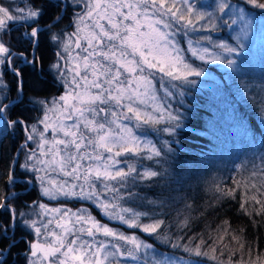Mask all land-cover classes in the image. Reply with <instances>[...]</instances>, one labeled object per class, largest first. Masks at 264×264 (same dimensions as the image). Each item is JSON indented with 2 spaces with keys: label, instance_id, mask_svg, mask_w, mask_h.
Here are the masks:
<instances>
[{
  "label": "snow or ice",
  "instance_id": "6c2138e0",
  "mask_svg": "<svg viewBox=\"0 0 264 264\" xmlns=\"http://www.w3.org/2000/svg\"><path fill=\"white\" fill-rule=\"evenodd\" d=\"M208 7L212 11L205 10ZM69 10L70 23L60 28ZM256 10L264 14V0H215L213 5L201 6L196 0H48L47 5L31 4L27 9L0 3V65L17 78L14 100L0 78V143L7 135H15L17 127L25 133L17 149V154L25 150V161L19 164L24 170V191L38 184L40 195L53 200L63 196L92 201L109 219L138 228L171 249L167 254L159 253L153 243L101 224L83 208L76 212L52 209L33 200L31 214H17L8 201L20 194L10 192L0 196V209L10 214L8 222H0V264H7V257L13 255L17 228L25 232L26 264H141L142 258L143 264L216 261L219 248L215 242L209 246L211 237H197V243L192 237L170 235L165 231V220L156 214L150 217L152 223L142 224L141 218L148 213L136 208L144 206L146 197L137 189L146 182L159 187L158 199L149 200L150 205L164 208L183 203L189 214L181 219L178 212L175 227L178 232L190 229L193 204L187 203L186 185L193 169L179 159L174 146L180 144L176 137L186 115L179 108L172 109L167 98L177 92L183 97V87L195 85V78L206 74L202 65L188 61L185 52L201 61H219L240 73L232 54L243 50ZM45 16L48 23L42 25ZM13 22L24 26L18 39L26 41L33 53L41 35L58 47L57 60L50 68L58 74L56 79L62 83L64 94L51 100L29 97L31 110L40 112L32 124L22 117L10 118L16 104L26 106L23 73L14 57L19 56L33 71L42 70V64L36 55L29 59L25 53L12 52ZM68 27L73 31H66ZM222 27L234 30L236 44L213 42L218 52L199 47L201 41L212 42L210 35L190 38L197 30L219 31ZM41 84L38 76L33 92L43 91ZM161 136L166 138L161 140ZM29 142L35 146L30 147ZM256 159L260 166L253 163L239 208L250 217L264 215V200L260 198L264 197V153ZM17 163L18 155L9 165L8 187L16 184ZM239 187H217V202L235 199ZM250 192L254 194L249 196ZM229 231L224 228L225 234ZM29 233L35 238L28 240ZM223 240L221 235L219 241ZM181 251L183 254H178Z\"/></svg>",
  "mask_w": 264,
  "mask_h": 264
},
{
  "label": "trees",
  "instance_id": "16d2710c",
  "mask_svg": "<svg viewBox=\"0 0 264 264\" xmlns=\"http://www.w3.org/2000/svg\"><path fill=\"white\" fill-rule=\"evenodd\" d=\"M30 5L35 4L39 7L41 4L47 5L48 0H26ZM71 10L60 22L59 27L64 28L70 23ZM40 23L45 25L48 23V17L41 19ZM36 26V25H33ZM19 28H24L21 24ZM70 29L68 27L66 30ZM43 31V29H42ZM56 31V29H53ZM21 30L12 29L10 32L11 49L13 53H25L29 59L33 55L40 57L42 70L39 72L33 71L32 66L22 62L19 56L14 57V63L23 73L24 81V100L25 105L16 104L11 110V119L22 117L28 124L37 117L38 111H32L33 105L29 108L28 98L45 99L55 97L60 94V86L51 75L49 66L54 60V45L53 42L45 35H41L39 47L35 53L26 41L19 40ZM9 35H4L5 41L9 40ZM258 62H264V55L257 58ZM250 66V64H248ZM206 68L220 76L223 84L218 91L208 89H199L193 91L192 85L183 87L185 95L181 97L179 93L174 97L172 105L175 109L179 108L185 112L186 119L184 127L179 130L176 137L180 141L179 145H174L178 148L179 159L182 160L188 168L193 169L191 179L187 181V193L190 197L187 203L193 204V210L190 215L192 220L189 230L177 231L175 224L177 222V213L180 212V218L183 215H188L189 212L184 209L183 203H178L170 207L160 208L148 204L149 200L158 199L157 193L159 187L144 183L137 189L146 199L143 201V207H137L140 212H147L151 217L157 215L158 219L165 220V231L170 235H179L181 237H192L195 242H199L197 237L208 239L211 247L215 242L219 248L217 256L227 262H242L245 264H262L264 263V215L252 216L242 213L240 208L241 197L245 194V184L248 182L250 173L253 171V163L260 166V161L256 159L261 153H264V148L257 156L254 151L246 154L245 160L242 163L241 169L234 172L235 157L238 155L240 145L246 141L258 142L263 141L264 130L261 125V112L264 109V98L257 97L254 94L253 82L257 77L253 75V71L248 67L246 71L226 75L213 65H207ZM249 72V74H248ZM38 76L42 81L41 87L44 89L41 92H33V85L36 83ZM2 79L10 88V98L15 99L17 78L13 74L4 72ZM159 79V76H157ZM179 83V82H177ZM176 91V90H173ZM173 100V99H172ZM7 102V101H5ZM234 125L241 126L242 134L238 136L234 129ZM15 135H7L2 143H0V196L10 193V191L19 193L16 199L8 201L17 214L23 212L29 204L36 200V192L33 187L28 192L24 191V177L21 175L24 170L15 167V174L20 178V182L13 187H8L7 173L9 165L12 161L18 144L23 141L25 133L20 127L15 130ZM166 136H161L164 139ZM156 139L155 136L152 137ZM23 155L20 156L19 162ZM247 162V163H245ZM145 165H150L151 162L145 161ZM240 185L237 190L235 199H224L219 202L216 200V188L220 187L225 190L232 189ZM249 196L253 195L248 193ZM264 200V197H260ZM71 205L78 203L65 201ZM25 205H28L27 207ZM214 205V207H213ZM134 207L133 205H127ZM92 213L96 216L99 213L92 209ZM249 211H253L249 207ZM10 214L8 211L0 209V222H8ZM227 221V224L224 222ZM224 228H229L230 231L225 234ZM170 230V231H169ZM11 235V232L9 233ZM25 232L20 228L15 230L17 245L12 249L13 255L7 257V264H26L23 255L26 244L22 237ZM223 235L224 240L219 241V237ZM235 236L237 239H232ZM28 240H32L31 233L27 235ZM159 248H164L166 251L169 246L155 242ZM243 245V247H241Z\"/></svg>",
  "mask_w": 264,
  "mask_h": 264
},
{
  "label": "rangeland",
  "instance_id": "374dc122",
  "mask_svg": "<svg viewBox=\"0 0 264 264\" xmlns=\"http://www.w3.org/2000/svg\"><path fill=\"white\" fill-rule=\"evenodd\" d=\"M168 2L171 3V0H168ZM231 2L235 3V2H237V0H231ZM0 3L4 4L5 6L10 5L12 9H16V8L27 9V7L30 6V4L28 2H26V0H0ZM214 3H215V0H196L197 6L213 5ZM205 10L212 11V8L208 7ZM19 25H21V24L18 22H13L11 24V29L17 28V30H19V31L21 30V34H22L25 31V28L21 29L18 27ZM234 28H238V26H234ZM66 31L71 32V31H73V28L70 27V29H68ZM201 34L210 35L212 37V42L201 41V43L199 45V47H207L210 52H218L219 51L218 49L213 47V42H219V41L223 40V41H226L232 45L236 44V41L232 39V37L234 35V30L232 28L222 27L221 30H219V31H206V32H202L201 30H197V32L190 33V38H192L193 40H196L199 38V35H201ZM243 43H244L243 50L232 54V56L237 61V64L240 65V67H241L240 73L241 74H243V72H245L246 68L248 69V67H250V69L254 72L253 75H255V77H257V79H255V81L253 82V87H252L254 90V94L257 97L264 98V62H262V63L258 62V59H257V58H260L261 56L264 55V14H260L259 10H256L253 13L251 30L248 33L247 38H245L243 40ZM53 45H54V49H55V53H54L55 55H54V60L52 61L51 64L56 62V60H57L56 52L58 51L57 45L55 43H53ZM186 46L187 45L185 44L184 47H186ZM184 55L187 57L189 62H194L195 65H202L204 68V71L206 73L205 75H203L201 77L195 78L197 83L195 85H192V89L195 92L199 91L200 88L213 90L214 92H217L218 91L217 88H220V86L223 84V81L220 79V76L213 73L212 71L208 70L206 68L207 65H213V66L217 67L220 71L224 72L226 75L235 74V72H233L231 69H229L227 67V65H225L219 61H216V62L201 61V60L196 59L195 57H192L191 53H188V52H185ZM223 55H228V54L225 53ZM209 59H210V57H208L206 55V60H209ZM63 63H64V61H61V64H63ZM248 64H250V66H248ZM49 70L51 72L52 77L56 81V84H58L61 88L60 94L55 96V97L63 95L65 89H64L62 83L58 82L56 79L58 74L53 69H51L50 66H49ZM4 72L5 73L8 72L9 74H13L5 65H0V78H2V74ZM248 74H249V72H248ZM163 95L164 94L161 92L160 96L163 97ZM52 98L53 97H49L47 99L51 100ZM172 101H174V97L167 98V103L172 106V109H175L172 105ZM28 106L30 108L32 106V104L28 103ZM37 114H38L37 117L35 119H33L29 124L34 123L35 120L40 116V112H38ZM260 115H261L260 116L261 117V125H262L263 130H264V109H262V112ZM40 127L42 128V126H40ZM233 127L236 131V134L238 133L237 135L241 136L240 134L243 133L241 126L239 127L238 125H234ZM46 135L50 136V133H47ZM24 139H25V137L23 138V141H24ZM263 141H264V137H263ZM21 143L18 144L17 149L20 147ZM29 146L34 147L35 145L32 144V142H29ZM263 148H264V142H261L260 139L258 140V142H255V143L252 141H246L242 145H240L239 150H238V155L234 159L235 160L234 172H237L239 170V168L241 169V167H237V166L242 165L243 161L245 160V156L247 153H249L250 151H254L255 152L254 156H257ZM17 149H16L14 155L12 156V158H13L14 156L18 155V163L15 165V167H19V164H22L25 161V155H24L25 150H21L19 152V154H17ZM21 155H23V157H22V160L19 162V158ZM19 169H21V168L19 167ZM29 175H31V174H29ZM61 179H64V178L61 177ZM17 182L18 183L20 182V178H17L16 183ZM23 182H24V179H23ZM69 183H71V181H69ZM33 187L35 188L34 190H35L36 196H37L36 200L47 204L49 208H52V209L66 208V209H71L72 212H76L78 209H82V208L87 209V211L93 217H95V219L99 220L101 224H107L109 227L116 229L119 232H123L125 235H128V236L135 235V236L139 237L141 240L146 241L147 243H153L159 253L167 254L171 251V249L166 251V249H164L162 247L161 248L157 247L155 242H158V239H156L155 237L150 238L147 233L142 232L140 229H138V228L132 229V228H129L126 224H122L119 220L109 219L107 216L103 215V213L100 211V209L92 201L80 200L78 198H66L63 196L58 197L57 199L53 200V199H50L49 197L40 195V188H39L38 184H35L33 186H28L26 192H28ZM10 192H13V191H10ZM250 194H254V193L250 192ZM65 201H72V202H76L78 204L77 205H71V204L65 203ZM91 208L96 210L99 213V215L96 216L95 213H92ZM23 212L31 214V203ZM140 222L142 224H150L153 221L149 217H142ZM31 237H32V239H34L35 238L34 234L31 233ZM178 254H183V253L181 251ZM141 264H143V258H142ZM207 264H245V263L227 262V261H224L223 259H221L220 257L217 256L216 261L208 260ZM262 264H264V263H262Z\"/></svg>",
  "mask_w": 264,
  "mask_h": 264
}]
</instances>
